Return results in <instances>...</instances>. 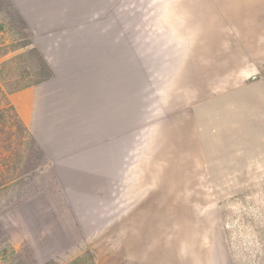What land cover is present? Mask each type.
I'll use <instances>...</instances> for the list:
<instances>
[{"label":"rangeland","instance_id":"1","mask_svg":"<svg viewBox=\"0 0 264 264\" xmlns=\"http://www.w3.org/2000/svg\"><path fill=\"white\" fill-rule=\"evenodd\" d=\"M162 1L13 0L25 28L0 8V109L16 111L22 93L45 153L42 171L0 195V225L39 264L86 251L96 264H264V184L232 167V136L211 137L199 158L181 110L203 80L175 49L191 46L176 38L187 25L169 22ZM32 48L53 73L37 85ZM221 59L215 68L230 65Z\"/></svg>","mask_w":264,"mask_h":264},{"label":"crops","instance_id":"2","mask_svg":"<svg viewBox=\"0 0 264 264\" xmlns=\"http://www.w3.org/2000/svg\"><path fill=\"white\" fill-rule=\"evenodd\" d=\"M162 3V7L167 8L169 22L187 25L186 31L176 38L181 39L183 45L191 46L175 49L179 55L194 56L198 69L193 70L200 72L203 80L199 89L202 97L186 103L181 110L191 123L189 133L198 144L199 158H210L211 137L232 136V142L238 145L229 150L233 153L228 157L234 162L232 167L245 166L248 183L264 184V0H165ZM13 5L30 24L19 5ZM101 38L106 40L108 36ZM106 50L110 55L109 49ZM225 57L230 58V65L223 62L218 68L213 66ZM81 71L77 81L86 88L81 98L86 104L93 103L96 95L89 93L93 77L86 71L84 74V69ZM26 93L33 95L35 89L28 88L23 92ZM20 94L13 95L11 103L43 148L35 121L31 124V110L24 114L16 102ZM243 143L245 149L241 147ZM121 198L122 195L119 207Z\"/></svg>","mask_w":264,"mask_h":264},{"label":"trees","instance_id":"3","mask_svg":"<svg viewBox=\"0 0 264 264\" xmlns=\"http://www.w3.org/2000/svg\"><path fill=\"white\" fill-rule=\"evenodd\" d=\"M0 8L5 10L10 25L18 23L25 28V22L11 0H0ZM26 42L21 47L29 46ZM30 54L37 58L39 77L33 84L37 85L52 78V71L37 50L30 49ZM45 164V153L29 129L18 117L14 108L7 104L0 109V195L13 186H24L37 172L42 171ZM0 264H39L29 246L23 243L14 248L4 238L0 225ZM43 264H58L45 262ZM67 264H96L93 253L86 251L82 256L74 258Z\"/></svg>","mask_w":264,"mask_h":264}]
</instances>
